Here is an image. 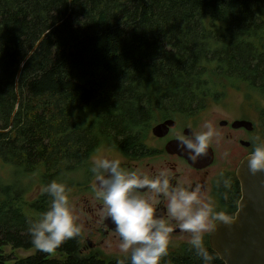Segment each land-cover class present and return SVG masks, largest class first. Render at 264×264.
Masks as SVG:
<instances>
[{
  "label": "trees",
  "instance_id": "16d2710c",
  "mask_svg": "<svg viewBox=\"0 0 264 264\" xmlns=\"http://www.w3.org/2000/svg\"><path fill=\"white\" fill-rule=\"evenodd\" d=\"M228 82L264 92V0H0V166L15 170L0 185V264H104L76 255L79 237L59 247L65 261L10 262L5 247L35 248L28 221L51 201L26 215L23 179L40 170L43 185L72 188L103 146L131 149L167 115L221 101L213 88Z\"/></svg>",
  "mask_w": 264,
  "mask_h": 264
},
{
  "label": "clouds",
  "instance_id": "9594fccd",
  "mask_svg": "<svg viewBox=\"0 0 264 264\" xmlns=\"http://www.w3.org/2000/svg\"><path fill=\"white\" fill-rule=\"evenodd\" d=\"M222 133L212 120H205L199 130L187 134L176 133L177 149L193 163L206 156L213 143H219ZM258 139V138H257ZM228 155L227 152L224 153ZM247 169L251 174L264 173V142H257L250 153ZM90 172L93 177L91 191L100 202V221H110L118 237L115 250L125 256L129 264H161L168 256L175 228L188 234L190 250L202 264H214L219 258L205 245V234L215 222L230 223V216L218 210L214 200L205 194L202 186L175 180L167 166L155 171L122 166L118 157L97 156ZM231 187L230 178L223 181ZM51 198L48 210L28 221L27 232L33 246L43 253H53L66 241L80 237L83 225L75 214L71 201V188L66 182L53 179L40 189ZM224 198H228L227 191ZM164 201L166 217L157 212ZM113 250L111 241L107 242ZM119 264H125L120 260Z\"/></svg>",
  "mask_w": 264,
  "mask_h": 264
},
{
  "label": "flooded vegetation",
  "instance_id": "af4514ba",
  "mask_svg": "<svg viewBox=\"0 0 264 264\" xmlns=\"http://www.w3.org/2000/svg\"><path fill=\"white\" fill-rule=\"evenodd\" d=\"M199 114L200 112L167 115V117L152 125L148 134L142 137L138 143L132 145L131 149L123 150L124 154H120V151L116 157L121 159L122 166L130 169L142 166L146 170L155 171L160 166L169 167L175 176L174 183L184 181L186 184L193 186L201 185L205 194L214 200L217 209L225 211L231 218L236 214L242 197V188L238 177L239 168L254 150L256 143L264 142V128L263 125H256L247 117L234 120H218L214 124L222 133L220 142L218 144L213 143L207 155L198 162L193 163L178 151L176 133L187 134L190 131L199 130V126L203 122L198 119ZM167 120L175 121V125L169 127L167 135L164 137L154 135V127ZM241 121L252 122L253 127L249 129L244 126H235L236 123ZM225 152L228 153L227 156L224 155ZM91 164L92 161L90 160L84 163L85 166L82 170H84L85 180L81 181V183L76 181L77 185L74 186L83 188L87 196H94L91 191L93 183V177L90 172ZM225 178H230L231 187L229 189L224 188L223 181ZM226 191L228 194L227 199L224 198ZM100 207V202L95 198H86L84 200L82 208L88 217L87 223L82 224L83 231L78 239V245L75 250L76 255L82 258L95 259L99 262H104V264L127 260L125 256L115 250V246L118 244V237L113 231L111 222L100 221ZM157 212L159 215L166 217V204L164 201H161L158 205ZM218 222L220 221L215 222V225ZM213 229L205 234V245L210 251L218 254L212 246ZM188 239V234L183 233L178 227L175 228L171 237L168 256L166 257L168 260L166 264H176L174 262L178 258L195 254L194 251L190 250ZM108 241L113 244V250L111 251L107 246ZM21 250L31 252L33 249ZM39 251L37 249L27 258L36 256ZM46 255L48 259L56 261H65L70 257V254L61 250V248L51 254L46 253ZM27 258L21 257L20 259ZM219 260L224 264L220 257Z\"/></svg>",
  "mask_w": 264,
  "mask_h": 264
},
{
  "label": "rangeland",
  "instance_id": "374dc122",
  "mask_svg": "<svg viewBox=\"0 0 264 264\" xmlns=\"http://www.w3.org/2000/svg\"><path fill=\"white\" fill-rule=\"evenodd\" d=\"M215 93L225 92L221 101H210L205 110L201 111L198 115L200 121L212 120L214 123L221 119L234 120L241 117H247L250 121L256 125L262 126V115L264 113V92L248 87L246 84H240L234 88L231 83L228 82L226 89L221 87L213 88ZM156 124V123H154ZM153 124V125H154ZM120 150L110 145L103 146L95 154H93L88 160L93 161L97 156L116 157L119 155ZM120 154H124L120 152ZM15 170L9 166H0V185L2 183L10 184L14 181ZM84 170H80L76 173L68 174V181L73 179L75 181H84ZM23 186H26L27 192L24 194L22 201V207L24 213L29 216H38L39 213L32 208L38 199L42 196L40 191L43 183L41 182L40 170L27 175L23 179ZM71 201L75 207V214L79 217L81 224L87 223V215L84 213L82 205L86 198L93 199L94 196H87L86 192L80 186L72 187L70 193ZM50 202L47 203L46 209L50 207ZM6 254L11 257L13 262L15 258L26 257L37 249H33L31 252L23 250H13L11 246L4 248Z\"/></svg>",
  "mask_w": 264,
  "mask_h": 264
},
{
  "label": "water",
  "instance_id": "95a60500",
  "mask_svg": "<svg viewBox=\"0 0 264 264\" xmlns=\"http://www.w3.org/2000/svg\"><path fill=\"white\" fill-rule=\"evenodd\" d=\"M173 125L174 120H167L153 133L164 137ZM235 126L251 129L253 124L241 121ZM247 159L238 172L242 188L238 210L230 223L218 222L212 232V246L224 264H264V173L251 174Z\"/></svg>",
  "mask_w": 264,
  "mask_h": 264
}]
</instances>
